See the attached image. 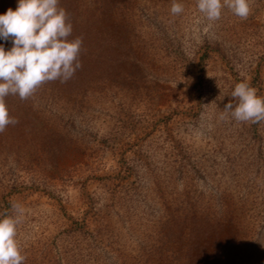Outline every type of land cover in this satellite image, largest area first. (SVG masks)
Here are the masks:
<instances>
[{
    "label": "rangeland",
    "instance_id": "1",
    "mask_svg": "<svg viewBox=\"0 0 264 264\" xmlns=\"http://www.w3.org/2000/svg\"><path fill=\"white\" fill-rule=\"evenodd\" d=\"M179 2L60 0L82 67L7 96L0 133L23 264H264V121L219 119L237 82L264 96V0L211 27Z\"/></svg>",
    "mask_w": 264,
    "mask_h": 264
},
{
    "label": "clouds",
    "instance_id": "2",
    "mask_svg": "<svg viewBox=\"0 0 264 264\" xmlns=\"http://www.w3.org/2000/svg\"><path fill=\"white\" fill-rule=\"evenodd\" d=\"M253 0H196L198 12L211 27L220 20L222 10L229 9L241 20L252 11ZM184 6L172 0L170 12L180 15ZM73 25L60 0H18L15 9L0 13V39H11L12 47L5 50L0 44V133L19 121L10 116L5 98L18 95L31 98L45 83L70 80L82 67L80 61L83 38L70 39ZM232 101L224 105L219 119L229 117L236 122L264 121V96L250 80L237 82L231 92ZM25 209L13 202L11 212L0 214V264H23L26 256L18 240V226L23 222Z\"/></svg>",
    "mask_w": 264,
    "mask_h": 264
}]
</instances>
